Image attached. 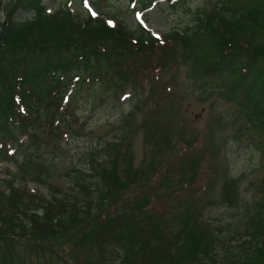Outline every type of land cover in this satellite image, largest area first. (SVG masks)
Returning <instances> with one entry per match:
<instances>
[{
  "label": "rangeland",
  "instance_id": "374dc122",
  "mask_svg": "<svg viewBox=\"0 0 264 264\" xmlns=\"http://www.w3.org/2000/svg\"><path fill=\"white\" fill-rule=\"evenodd\" d=\"M12 1L0 0V25L5 5ZM218 2L43 0L42 4L49 13L65 8L75 16L101 14L110 24L121 22L131 31L143 28L160 38L169 32L182 34L196 24L199 10L209 14ZM26 14L18 10L14 20H23ZM166 51L138 55L136 72L143 75L119 80L109 71L111 81L83 77L68 86L69 105L55 113L58 136L51 145L48 141L38 149L20 147L24 136L8 144L1 141L5 150L15 152L14 157L6 153V162L0 158V207L8 212V221L19 218L28 224L24 214H15L34 209L41 218L44 205L60 199L66 206L59 209L66 212L59 219L70 218L76 221L70 225L77 226L76 219L87 211L94 213L101 203L97 192L107 190L102 175L107 169L117 174L121 186L137 172L146 174L138 191L111 208L116 209L110 216L127 222L120 226L121 236H110L93 247L88 233L90 247L85 245L78 254L63 248L56 255L45 250L32 256L24 242L14 241L8 254L0 242V264H230L236 258L240 235L252 231L257 205L264 198L262 131L249 120L252 98L242 87L230 90L226 78H195L193 64L181 61L179 49ZM20 55L8 50L3 70L17 64ZM18 188L32 196L20 195ZM128 188L119 193L126 194ZM141 203L146 212L128 223L129 216L123 215ZM199 223L206 225L204 236L211 235L213 243L197 242L196 256L179 231ZM153 227L158 238L151 235ZM164 243L168 250L161 247Z\"/></svg>",
  "mask_w": 264,
  "mask_h": 264
},
{
  "label": "trees",
  "instance_id": "16d2710c",
  "mask_svg": "<svg viewBox=\"0 0 264 264\" xmlns=\"http://www.w3.org/2000/svg\"><path fill=\"white\" fill-rule=\"evenodd\" d=\"M5 9L7 20L0 42L1 158L6 159L9 152L2 142H16L20 135L27 136V141L20 147L37 148L40 143L48 146V141L51 145L52 139L58 136L53 127L55 113L69 105L64 101L67 98L65 91L72 83L85 78L88 81L97 78L98 82L105 83L111 81L109 71L119 80L143 75L136 72L137 57L155 49L163 54L166 50L179 49L181 61L193 64L195 78H226L230 90L242 87L252 98L249 120L253 127L261 128L260 146L264 151V0H219L211 13L201 14L199 10L201 17L198 15L196 24L187 26L183 34L171 32L160 40H154L141 29L131 31L123 23L110 27L102 16H74L68 9L60 8L49 13L42 0H13L5 5ZM18 10L27 12L23 20H14V13ZM166 41L171 43L167 45ZM8 50L19 52L20 61L3 70L6 64L2 62H7ZM8 62L13 63L10 59ZM102 68L105 70L101 73ZM102 175L107 190L98 189L97 197L101 203L95 205L94 213L87 211L81 219H76L77 226L70 225L76 222L69 221L70 218H66V222L59 219L60 214L66 212L59 209L66 206L60 199L46 203L41 218L34 209L29 214H15H24L28 224L19 218L8 221V212L0 207V231L3 230L0 242L8 249V254L12 251V241L24 242L28 253L34 256L36 251L43 253L45 250L56 255L63 248L71 253H81L85 245L90 247L88 233L95 243L93 247L110 236L119 238L122 234L120 226L127 222L115 214L110 216L116 209L111 208L138 191L140 179H146L147 175L137 172L123 186L119 185L118 176L111 168ZM127 188L126 194L119 193ZM17 190L20 195L32 196L23 189ZM17 202L20 206L24 204ZM102 203L106 204L105 207ZM145 207L143 203L138 204L123 216L128 215V223H131L132 217L139 219L135 216L146 212ZM72 217L78 218V215ZM251 223L252 231L240 235L241 247L230 264H264V198L258 203ZM205 227L202 223L185 225L179 231L183 243L191 248L189 252L196 254L197 242L203 241L205 246L213 243L211 235L204 236ZM152 229L151 235L157 237V227ZM130 236L128 234V238ZM161 247L168 250L166 243ZM193 253H189L191 258Z\"/></svg>",
  "mask_w": 264,
  "mask_h": 264
},
{
  "label": "water",
  "instance_id": "95a60500",
  "mask_svg": "<svg viewBox=\"0 0 264 264\" xmlns=\"http://www.w3.org/2000/svg\"><path fill=\"white\" fill-rule=\"evenodd\" d=\"M2 3V2H1ZM4 25H5V19L3 20V22H2V28L4 27ZM3 32H4V28L2 29V32H1V34H0V41H1V38H2V36H3Z\"/></svg>",
  "mask_w": 264,
  "mask_h": 264
}]
</instances>
